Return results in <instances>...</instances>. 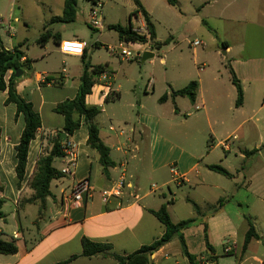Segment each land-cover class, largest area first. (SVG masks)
I'll list each match as a JSON object with an SVG mask.
<instances>
[{
    "label": "crops",
    "instance_id": "1",
    "mask_svg": "<svg viewBox=\"0 0 264 264\" xmlns=\"http://www.w3.org/2000/svg\"><path fill=\"white\" fill-rule=\"evenodd\" d=\"M138 1L147 10L155 25L153 13L149 9V0ZM215 1L217 0L205 2L200 13H203L205 8ZM179 2L176 0V5ZM190 3L193 4V1ZM56 4V0H37V13L41 22L45 24L42 30L45 32L49 29L60 38V43L56 44L59 53L63 56H71L61 52V42L81 39L77 35L69 38L62 33V27L57 31L50 28L51 20L63 15V10L61 16L56 15L54 11ZM248 4L249 2L246 3L249 8ZM59 5L61 2H58ZM28 6L27 0H0V26L6 23L8 17L11 19L9 23L15 20L20 22L22 19L27 27L30 14L28 12L26 14L25 8ZM250 7L251 10L247 12L248 16L256 14L258 19H264V5L261 4L256 10L253 9L252 3ZM136 9L137 7L134 12ZM217 19L221 20L222 14H219ZM135 20L138 21L140 27H145L146 24L141 14L135 15ZM206 23L208 22L204 21L205 25ZM131 25L135 31H139L134 24ZM209 29L220 35L217 26H209ZM16 32L15 29V33L10 34L0 28V40L5 48L13 49L15 46L6 45L4 34L7 33L14 37ZM11 37L10 42H12ZM25 41L20 42L19 45H24ZM156 41L158 42L157 38ZM225 42L228 44L224 53L227 57L233 54L234 47L228 41ZM98 45L100 47L103 43L99 42ZM86 48L88 51L86 59L83 56H71L80 60V64L68 66L65 63L60 71L34 73L33 75H30V72L26 73L34 69L33 60L22 48L26 55L25 58L32 62L31 68L23 71V75L18 78L16 90L22 98L34 105V109L41 116L42 128L30 144L26 172L20 187H18L16 174L18 163L16 147L20 143L25 128V119L22 114L17 116L15 104H6L7 91L0 90V129L2 131L0 200L3 201L2 211L4 213V218H0V238L15 243L18 248V252L14 255H0V264H117V261L110 257L82 256V239L109 244L112 246V253L121 256L132 254L141 247L152 244L165 233V226L152 211L166 206L174 223L185 221L174 218L178 198L171 189L172 184H176L180 189L189 187L190 192L196 193L195 198L187 201L193 207V216L188 211L191 216L189 219H197V221L184 230V237L189 252L197 256L198 260H204L201 264H234L235 255L240 257V264L250 261L251 247L254 243L260 244L261 242L253 240L246 252H242L249 223L247 217L238 210H234V188L225 183L221 176L234 180L235 170L238 175L248 180L246 189L250 192V199L254 200L253 205L262 206L259 208L262 214L259 212L250 218L260 219L261 215H264V164L259 166L258 162L257 164L251 163L249 167L254 169V172L246 177L245 167L241 168L243 172L241 173L234 161L236 159L249 160V157L257 150H260L258 154H261L263 146L258 143L254 151L240 150V155L235 154V156L234 139L230 140L227 148L222 146L224 141L236 135H234V109L230 107L228 112L220 110L223 106L220 103L221 96L218 94L219 79L213 77L210 79L211 85L206 86L204 79L206 65L204 64L199 72L201 75L196 81L198 87L196 100L193 103L195 110L204 112V114L200 113L202 115L198 116L200 142L193 144L191 133H187L186 129L183 132L178 130L171 132V129L168 135L164 136L160 128L165 118L160 106L150 107L140 98L139 101L134 98L126 100L125 96L130 95L129 90L131 89H124L122 84H116L118 73L110 70L108 62L106 65L95 64L92 56L88 59L90 54L88 44ZM146 52L152 53V49ZM84 60L90 61L94 66H106L107 69L106 74L97 79L93 92L87 97L86 102L88 106L101 108L96 123L101 140L110 148V157L114 166L109 168L108 175L104 174L99 162V154L87 144L88 127L82 122L80 129L70 139L78 155L74 176L63 177L51 183V196L47 199L45 215L36 224L39 218V207L29 203L33 193L28 182L34 174L39 158L50 153L53 140L63 132L64 118L54 110L59 103L76 97L83 74ZM232 61L230 71L235 73L242 84L245 104L248 89L259 81L264 83V59H255L253 54L241 51L236 53ZM11 73V71L8 72L7 79ZM47 78H52V80L47 82ZM149 89V86L145 88L146 94ZM152 90L155 91V84ZM178 90L181 89H174L173 86L165 90V94L168 95L167 101L172 97V92ZM108 95H111L110 102H106ZM159 103L166 104V102H160V99ZM135 110H137L136 113ZM177 113L178 110L172 111L174 116H177ZM185 115L183 122H187L193 114L185 111ZM241 129L240 124L235 132H240ZM243 137L244 135L241 134V137H237L236 140L240 138L242 141ZM64 164L65 161L62 158L55 159L53 162L54 167L59 171ZM211 165L225 168L232 177L228 178L209 170L208 167ZM122 179L121 195L112 196L108 202H105L102 198L103 192L116 186ZM85 180L89 182L94 191L92 197H85L83 202L67 209L63 205V198L77 183ZM154 185L157 187L156 191L153 188ZM164 188H168L170 197H167L168 193L163 191ZM220 200H224L223 205L216 209ZM11 205L15 207L14 212L7 210ZM194 205L200 208L199 214L194 210ZM206 225L210 243L215 249L214 255L218 257L212 262L206 261V257L210 256L206 254ZM260 235L264 237V231ZM151 259L153 264H190L183 254L177 237L155 252ZM255 259L257 264H264V258L256 257Z\"/></svg>",
    "mask_w": 264,
    "mask_h": 264
},
{
    "label": "rangeland",
    "instance_id": "2",
    "mask_svg": "<svg viewBox=\"0 0 264 264\" xmlns=\"http://www.w3.org/2000/svg\"><path fill=\"white\" fill-rule=\"evenodd\" d=\"M27 1L29 6L25 8V12L30 14L28 26H25L22 19L20 22L15 20L11 22L17 30L15 36L4 34L8 47H17L20 42L26 40L22 48L33 60L34 67L32 71H26V73L30 72V75L43 74L60 71L65 63L68 66L80 64V60L60 54L54 39L42 45L40 39L45 24L41 22L37 13V0ZM179 1V4L174 6L169 4L168 0H149V9L155 20L157 39L162 46L159 49H152L154 57L144 62L142 61L143 57L133 61H122L112 50L118 46L119 39L118 34L111 30L110 26L120 24L129 27L134 24L135 28H138V32L144 34L143 28L140 27L138 21L135 20V14H133L136 8L134 0H101V3L104 4L102 17L105 29L99 32L89 26L88 16L91 4L85 0L78 1V14L75 22L54 25L50 23L49 26L55 31L62 27V33L69 38L77 35L79 39L84 40L90 47L88 59L92 56L93 63L106 65L108 62L110 70L118 73L116 84H122L124 89L132 90H129L130 95L125 96L126 100L134 98L139 101L140 98L150 107L159 105L165 118L160 128L164 136H167L171 129V132L176 130L183 132L186 129L187 133H191V143L193 144L200 142L198 116L204 112H197L188 97H171L164 105L159 103V99L165 95V90H169L170 86H173L174 89H182L188 83L198 81V77L201 75L199 72L205 64V85H211L210 79L213 77L219 79L218 94L221 96L220 103L223 106L220 110L228 112L230 107L234 109V135L237 137H241V134L244 135L242 141L240 138L234 141V156L235 154L240 155V150L254 151L258 143L263 146L261 154H258L260 150H257L249 157V160L236 159L234 161L238 170L241 171V168L245 167L244 174L248 177L254 172V169L249 167L251 163L257 164L258 162L259 166L264 164V83L259 81L253 84L246 92L245 104L243 102L241 107H236L237 92L231 81L230 65L236 53L241 51L253 54L255 59H264V19H258L256 14L248 16L247 13L251 10V3L253 9L256 10L261 4L264 5V0H217L208 5L203 13L200 12L205 6V2L212 0ZM191 1L193 4L190 3ZM58 2H61V5L58 6ZM63 2L64 0H56L54 11L58 16L62 15ZM247 2H249V8L246 5ZM219 14H222L221 20L217 19ZM10 20L7 17L6 23L0 28L8 32ZM204 21L208 22L207 25L204 24ZM212 25L219 28L220 35L210 31L209 26ZM10 37L12 42L9 41ZM196 41H202L204 46L195 47ZM225 41L234 47L233 54L227 57L221 45ZM99 42H102L103 45L94 48V45ZM133 49L137 50V48ZM153 84H155L154 92ZM147 86L150 89L146 94ZM134 89L136 90L133 91ZM173 110H178L177 116L172 114ZM185 111L193 114L187 122L182 121L186 118ZM136 112L137 110H135ZM240 124L242 125L241 131L235 132ZM210 139L208 136V140ZM241 173L243 172L241 171ZM234 175V180H228L221 176L225 183L234 188V210H238L245 217H254L259 212L261 213L259 208L262 206L253 205L254 200L250 199V192L246 189L248 180H245L242 175H238L235 170ZM171 189L178 198V204L174 210L175 220H189L193 216V207L187 200L195 198L196 193L190 192L189 187L177 188L176 184H172ZM163 191H166L167 197H170L168 188H164ZM7 210L14 212L15 207L11 205ZM188 211L191 212V216ZM253 221L257 231L261 234L264 231V215H261L260 219L253 218ZM249 253L250 261H246L244 264H257L256 257L264 258L263 243H254ZM234 264H240L239 256H234Z\"/></svg>",
    "mask_w": 264,
    "mask_h": 264
},
{
    "label": "trees",
    "instance_id": "3",
    "mask_svg": "<svg viewBox=\"0 0 264 264\" xmlns=\"http://www.w3.org/2000/svg\"><path fill=\"white\" fill-rule=\"evenodd\" d=\"M78 1L79 0H65L63 15L61 17H54L51 20V24L62 23L70 24L73 23L77 17L78 13ZM90 4H96L100 0H85ZM170 4L176 5V0H168ZM137 7L136 11L133 13L135 15L141 14L147 30L150 34V40L134 30L133 26L124 27L120 24L112 25L109 28L118 34L119 41L127 42L132 44L144 45L150 43V48L159 49L162 44L156 41L157 33L155 25L152 21L151 16L143 5L138 0H134ZM90 26V25H89ZM91 27V26H90ZM92 28V27H91ZM93 29V28H92ZM96 31L95 29H93ZM97 32V31H96ZM54 39L55 44L60 43V38L55 35L51 30L46 29L42 34L40 42L45 45ZM222 48L226 50L228 44L226 42L221 43ZM22 46L19 45L13 49H7L3 46L0 40V90L7 91L8 97L6 104H15L17 107V116L23 115L25 119V128L21 135V140L19 145L16 147L17 151V167L16 174L18 180V187L21 186V182L24 179L26 166L28 161V153L31 142L36 139L38 131L42 128V119L40 114L34 109V105L31 102L26 101L22 98L17 90L16 84L18 78H16L15 72L17 70H23L31 68V60L25 58L26 55L22 51ZM95 48H99L98 44L94 45ZM87 48L85 49L83 57L87 58ZM23 58H25L24 61ZM12 72L11 76L7 79L8 72ZM106 66L103 65H92L90 61L84 60L83 74L80 79V87L78 93L74 99L65 100L57 105L55 108V113L60 114L64 118V129L52 142L53 147L48 155L41 156L37 161L34 174L28 182L33 195L29 200L30 204H35L39 207V218L36 224L40 222L46 212L47 199L51 196V183L55 180H59L64 176L62 173L56 169L53 165L55 159H61L65 156V148L68 143H70L71 137L74 133L80 129L82 122H84L88 127V141L87 144L93 150L99 154V162L103 167L105 175H108L109 168L114 166V162L110 157V148L101 140L99 134V128L96 123V118L101 113V108L97 106H88L87 97L93 92V88L97 83V79L106 74ZM52 78H47L46 81H51ZM231 81L237 92L236 107H241L244 100V91L240 80L237 78L235 73L231 70ZM198 84L196 81H192L185 88L173 91L171 96L177 97H188L192 103L196 100V90ZM168 95H163L160 98V102H166ZM111 95H108L106 102H110ZM1 129H0V142H1ZM64 133V135H63ZM209 170L221 174L225 177L231 178L232 175L225 168L219 165H211L208 167ZM224 200H220L218 205L215 207L218 209L223 205ZM3 201L0 200V218H4V213L2 211ZM194 210L196 213H200V208L194 205ZM156 218L165 226L164 235L154 241L150 245H145L141 247L138 251L121 256L112 253V246L109 244L92 242L86 238L82 239V256L84 257H110L117 261V264H153L151 259L152 255L160 250L164 245L171 242L174 238H178L183 254L188 258L190 264H201L204 260H198V257L192 255L187 247L186 240L184 237V230L190 228L196 223L197 219H189L181 221L179 223H174L167 210L166 206H162L157 211H152ZM249 223V229L245 236L244 245L242 252H246L249 244L253 241H260L264 245V237L261 236L256 228L253 220L247 217ZM205 242H206V254L210 255L206 257V261H216L215 249L210 243L208 235V227L205 226ZM18 252V248L13 242H7L0 238V255H14ZM76 258V257H74ZM73 258V259H74Z\"/></svg>",
    "mask_w": 264,
    "mask_h": 264
},
{
    "label": "built area",
    "instance_id": "4",
    "mask_svg": "<svg viewBox=\"0 0 264 264\" xmlns=\"http://www.w3.org/2000/svg\"><path fill=\"white\" fill-rule=\"evenodd\" d=\"M103 4L101 1H98L96 4H91V8L89 9V25L98 31H102L105 29L104 20L102 17ZM144 36L147 40H150V34L147 30V27H143ZM8 32L10 34L15 33V28L11 23H8ZM138 32V31H137ZM150 43L140 45V44H132L127 42H119L118 46L112 49L116 55L122 61H133L136 59H141L146 51L150 49ZM195 47L204 46L202 41H196L194 43ZM87 47V43L81 40H65L61 42L60 50L64 55H73V56H83L85 49ZM133 48H137L134 50ZM236 140L237 137L234 136L222 143V146L227 148L230 140ZM65 161L63 168L60 170L64 177H73L74 170L76 169L78 162V155L75 145L72 143H68L65 148V156L62 158ZM154 190H157V187L153 186ZM123 189V179L116 185L113 186L108 191L103 192L102 198L105 202H108L109 198L112 196H119L122 193ZM93 189L91 188L89 182L87 180L81 181L75 185V187L71 190V192L63 198V205L69 209L74 204L83 202L85 197L91 198L93 195Z\"/></svg>",
    "mask_w": 264,
    "mask_h": 264
},
{
    "label": "water",
    "instance_id": "5",
    "mask_svg": "<svg viewBox=\"0 0 264 264\" xmlns=\"http://www.w3.org/2000/svg\"><path fill=\"white\" fill-rule=\"evenodd\" d=\"M152 57H154V54L153 53L146 52L143 55L142 61L144 62V61H146V60H148V59H150ZM15 74H16V78H20L23 75V70H17L15 72ZM63 135H64V133H63Z\"/></svg>",
    "mask_w": 264,
    "mask_h": 264
}]
</instances>
